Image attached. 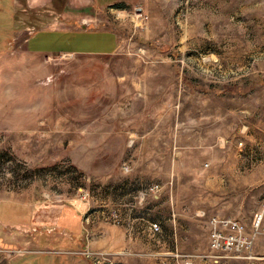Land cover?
Masks as SVG:
<instances>
[{
	"label": "rangeland",
	"instance_id": "1",
	"mask_svg": "<svg viewBox=\"0 0 264 264\" xmlns=\"http://www.w3.org/2000/svg\"><path fill=\"white\" fill-rule=\"evenodd\" d=\"M82 14L47 27L81 35L51 36L54 54L29 53L24 35L0 57V264H252L264 0Z\"/></svg>",
	"mask_w": 264,
	"mask_h": 264
},
{
	"label": "crops",
	"instance_id": "2",
	"mask_svg": "<svg viewBox=\"0 0 264 264\" xmlns=\"http://www.w3.org/2000/svg\"><path fill=\"white\" fill-rule=\"evenodd\" d=\"M124 0H0V57L6 50L8 43L13 41V45L20 47V36L27 35L24 40L26 50L35 55L54 54L46 50L44 47L45 41H48L51 36H55L57 41H60L57 47H61L64 43H74L75 38H78L80 32L71 29L59 28L49 29L51 26H70L78 25L83 21L82 11L90 6L91 9H101L113 7ZM24 16L26 19H21ZM31 20L33 23L42 25L44 28L32 31L22 29L24 25L22 21ZM25 32H28L25 34ZM7 34L6 38L5 35ZM63 38V39H60ZM15 40L17 41L15 43ZM15 46V47H16ZM53 49V48H52ZM68 49L57 48L56 53L65 52ZM10 52V51H9ZM264 120V115H260V121ZM252 153L258 155V167L264 170V132H260L253 138ZM255 164V165H256ZM255 195L259 199L260 210L264 214V172L262 177L254 181ZM244 236H250L253 232L247 226L244 227ZM66 229V228H65ZM83 236V233H82ZM83 239V237H82ZM85 248V247H84ZM264 232L256 233L254 243L251 249L250 260L252 264H264ZM60 259V258H59ZM239 262V257H237ZM10 264H24V262ZM27 263V262H26ZM28 264H30L28 262ZM52 264H67L66 259L61 258L59 261H53ZM124 264H133V261L126 260ZM238 264V263H237Z\"/></svg>",
	"mask_w": 264,
	"mask_h": 264
},
{
	"label": "built area",
	"instance_id": "3",
	"mask_svg": "<svg viewBox=\"0 0 264 264\" xmlns=\"http://www.w3.org/2000/svg\"><path fill=\"white\" fill-rule=\"evenodd\" d=\"M224 226H226L227 229H229V231H233V233H237V235H241V229H242L241 227H239V226H237L235 224H232V223H228V222L224 223ZM152 227H153L154 231H156V232L159 230L157 225H153ZM233 233L229 232V234L225 237L227 239L228 243H231V245H232V243L234 242V239H235V237L233 236ZM218 239H219V237L217 235L212 236V240L213 241H217ZM241 241H242V244H243L244 243V239L242 238Z\"/></svg>",
	"mask_w": 264,
	"mask_h": 264
},
{
	"label": "trees",
	"instance_id": "4",
	"mask_svg": "<svg viewBox=\"0 0 264 264\" xmlns=\"http://www.w3.org/2000/svg\"><path fill=\"white\" fill-rule=\"evenodd\" d=\"M31 21V20H30Z\"/></svg>",
	"mask_w": 264,
	"mask_h": 264
}]
</instances>
